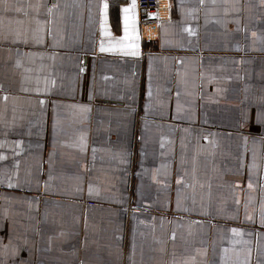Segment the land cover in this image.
Instances as JSON below:
<instances>
[{
    "label": "crops",
    "instance_id": "crops-1",
    "mask_svg": "<svg viewBox=\"0 0 264 264\" xmlns=\"http://www.w3.org/2000/svg\"><path fill=\"white\" fill-rule=\"evenodd\" d=\"M133 4L0 0V264H264V0Z\"/></svg>",
    "mask_w": 264,
    "mask_h": 264
},
{
    "label": "built area",
    "instance_id": "built-area-1",
    "mask_svg": "<svg viewBox=\"0 0 264 264\" xmlns=\"http://www.w3.org/2000/svg\"><path fill=\"white\" fill-rule=\"evenodd\" d=\"M162 3H166L164 12L161 11ZM135 5L140 13L143 30H153L158 23L170 19L169 0H136Z\"/></svg>",
    "mask_w": 264,
    "mask_h": 264
},
{
    "label": "snow or ice",
    "instance_id": "snow-or-ice-1",
    "mask_svg": "<svg viewBox=\"0 0 264 264\" xmlns=\"http://www.w3.org/2000/svg\"><path fill=\"white\" fill-rule=\"evenodd\" d=\"M134 6H135V5L133 4V7H134ZM103 7H104V13H103V14H104V21H105V23H106V22H107V10H108V4L105 3ZM123 11H124V13H125V17H124V22H125V37H124V39H125V40H128V39H129V35H128L129 16H128L127 14H128L131 10L128 9V8H125ZM105 34L107 35L106 32H105ZM118 43H119V42H118ZM127 47L132 48L133 50L130 51V52H129V51H124V54H125V55H133V56H135V55H138V54H139L138 51L135 50V49L138 48V45H128ZM116 50H118L116 45H113V46L108 47V48H106L103 44H101V46H100V51H101V52H105V51H116ZM120 50H123V49H120ZM149 95H151V93H149ZM85 111H87V109H85ZM262 119H264V115L258 113V114H257V122H261ZM249 187H251V184L249 185ZM262 223H264V222H262ZM233 231H234V233H235V230H233Z\"/></svg>",
    "mask_w": 264,
    "mask_h": 264
},
{
    "label": "bare ground",
    "instance_id": "bare-ground-1",
    "mask_svg": "<svg viewBox=\"0 0 264 264\" xmlns=\"http://www.w3.org/2000/svg\"><path fill=\"white\" fill-rule=\"evenodd\" d=\"M166 10V3L161 4V11L164 12Z\"/></svg>",
    "mask_w": 264,
    "mask_h": 264
}]
</instances>
